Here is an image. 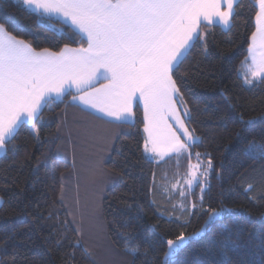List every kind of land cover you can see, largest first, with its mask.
Here are the masks:
<instances>
[{
  "label": "trees",
  "instance_id": "16d2710c",
  "mask_svg": "<svg viewBox=\"0 0 264 264\" xmlns=\"http://www.w3.org/2000/svg\"><path fill=\"white\" fill-rule=\"evenodd\" d=\"M255 10V0H240L230 32L202 26L207 52L197 45L180 68L183 102L177 106L185 125L201 140L190 150L191 160L184 155L160 162L145 157L139 105L134 106V124L97 125L59 104L43 113L46 125L39 142L26 130L20 132L14 141L17 152L0 156V248L6 243L4 230L15 237L7 241L5 264H90L83 249L95 257L101 243L123 264H132L124 253L126 241L140 253L135 264H165L166 241L182 231L185 236L197 232L207 218L199 212L189 217L171 206L176 198L187 205L199 203V187L187 192L185 200L173 190L196 162L195 152L214 166L205 204L219 207L222 202L239 211V243L246 247V259L259 264L264 258V160L249 158L243 149L250 141L264 143V81L249 86L239 75L255 31ZM6 16L24 26L23 32H15L6 25L8 31L37 50L79 46L59 38L57 30L66 32V24L53 19L55 27L46 31L35 15L12 0H0V17ZM185 108L191 119L184 116ZM184 220L190 223L181 227ZM216 231L214 225L189 240L167 264H216L218 250L210 247L212 239H219ZM77 240L80 246H73Z\"/></svg>",
  "mask_w": 264,
  "mask_h": 264
},
{
  "label": "snow or ice",
  "instance_id": "6c2138e0",
  "mask_svg": "<svg viewBox=\"0 0 264 264\" xmlns=\"http://www.w3.org/2000/svg\"><path fill=\"white\" fill-rule=\"evenodd\" d=\"M12 2L35 15L37 24L46 31L55 27L51 23L53 19H59L67 25L66 32L57 30L61 32L59 38H69L72 43L79 42V46L65 43L59 51L47 47L37 50L30 41L17 38L6 27L11 25L13 31L23 32V25L14 17H0V156L6 157L9 150L13 154L17 152L14 141L22 130L39 142L40 129L46 125L43 113L53 111L59 104L79 108L89 116L104 119L106 124L117 125L134 124V105L142 104L143 152L160 160L182 155L191 160L190 150L201 140L177 111V104L183 102L177 83L183 77L178 74L197 45L207 52V33L202 26L214 25L231 31L240 0ZM255 8L256 27L249 45L251 63L244 75V83L249 86L264 81V0H255ZM31 35L35 39L37 34ZM183 114L191 119L186 108ZM166 118L173 119L177 127L167 123ZM242 123L247 126L254 121ZM243 151L251 159L264 160V143L250 141ZM194 155L196 163L189 164L185 186L199 187L201 195L199 203L191 205L195 211L182 204V214L191 217L199 212L207 218L197 232L185 236L182 231L176 239L166 241L165 264L189 240L198 238L214 225L219 239H212L210 247L218 250L220 259L216 264H252L246 259V247L239 243L236 230L239 211L222 202L219 207L205 204L204 196L210 191L209 178L214 168L212 160L208 158L205 163L200 152ZM251 188L249 185L246 192ZM179 195L186 199L184 188L179 189ZM188 223L190 220H184L181 227ZM76 232L82 235L79 228ZM3 237L6 243L0 248V264H5L2 257L8 255L7 241L15 239L10 230H4ZM80 243L77 240L73 246ZM130 244L125 242L124 253L135 264L140 253ZM261 245L264 247V237ZM11 246L14 251L16 245ZM83 251L90 264H98L86 248ZM259 264H264V258Z\"/></svg>",
  "mask_w": 264,
  "mask_h": 264
},
{
  "label": "rangeland",
  "instance_id": "374dc122",
  "mask_svg": "<svg viewBox=\"0 0 264 264\" xmlns=\"http://www.w3.org/2000/svg\"><path fill=\"white\" fill-rule=\"evenodd\" d=\"M242 80H243V83H244V78H242ZM204 162L206 163L205 160H204ZM195 163L196 162H194L193 164H195ZM193 171H194V169H193ZM188 173H189V171H188ZM187 178H188V175H186V177L182 181L179 180L178 182H176L174 184L176 186L175 188L173 187L174 193L177 192L178 195H179V189L184 188L185 189V192H186V195H187V192H189V191L192 190V189L186 188V186H185V180ZM197 194H198V192H197ZM199 196H200V193H199ZM179 197H180V199L185 200V198L181 197L180 195H179ZM192 202L193 201L191 200L190 201V204L187 205L185 202L180 201L179 199L176 198V199H174L173 204H171V206H173L174 208H177L181 212H182V208H181V205L182 204L185 205L187 207V209L193 210V209H191V205L193 204ZM168 206L169 205L166 204L165 205V209H167ZM166 217L172 218L173 216L172 215H169V216H166ZM106 249H108V248L103 243H101L97 247L96 256L94 258L97 260L98 264H123V260L122 261L119 260L115 255H113V253H111L109 250H106Z\"/></svg>",
  "mask_w": 264,
  "mask_h": 264
},
{
  "label": "crops",
  "instance_id": "0c3cea01",
  "mask_svg": "<svg viewBox=\"0 0 264 264\" xmlns=\"http://www.w3.org/2000/svg\"><path fill=\"white\" fill-rule=\"evenodd\" d=\"M57 20H59V19H57ZM59 21H60V20H59ZM255 27H256V25H255ZM250 43H251V40H250ZM249 45H250V44H249ZM250 63H251V54L249 53V50H248V57H247V60H246L245 62H243V63L240 65V67H239V75H240L241 78H244V75H245V73L248 71V65H249ZM98 86H99V85H98ZM134 106H135V105H134ZM139 106H140V108H141V110H142V113H143V105H142V104H139ZM71 111L74 112V113H77V114H79V115H81V116H83V117H85V118H87L90 122H93L94 124H97V125H98L97 122H103L102 124H106V123L104 122V119H96L94 116H89V115H87L86 113L81 112L79 108H75V107H73V109H71ZM177 111L180 113V111H179V109H178V106H177ZM97 115H98V114H97ZM180 115H181V118L184 119L181 113H180ZM166 119H167V123L172 124V125L174 126V128L177 127V125L175 124V121H174L173 119H171V118H166ZM102 124H101V125H102ZM107 124H116V123H107ZM103 127H105V125H104ZM182 139H183V137H182ZM143 153H144V152H143ZM144 155H145V157H147L148 159H150L151 161H154V162H160V161L165 160V158H167V157H165L163 160H160L158 157L153 158V157L147 156L145 153H144Z\"/></svg>",
  "mask_w": 264,
  "mask_h": 264
}]
</instances>
